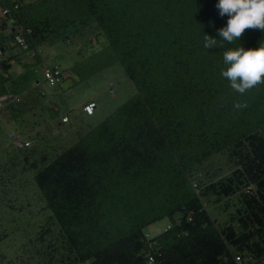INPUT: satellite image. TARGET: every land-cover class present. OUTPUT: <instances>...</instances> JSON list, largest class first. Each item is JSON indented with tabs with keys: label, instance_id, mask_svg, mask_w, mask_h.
<instances>
[{
	"label": "trees",
	"instance_id": "1",
	"mask_svg": "<svg viewBox=\"0 0 264 264\" xmlns=\"http://www.w3.org/2000/svg\"><path fill=\"white\" fill-rule=\"evenodd\" d=\"M13 1L16 23L0 21L5 103L14 108L37 99L42 46L53 37L68 42L69 28L104 35L107 45L60 69L63 79L85 80L120 63L137 93L77 131L70 145L61 141L53 159L44 152L46 163L35 174L43 200L9 174L11 159L36 165L31 154H11L9 167L0 164V245L8 236L3 218L36 220L24 232L29 240L19 232L27 253L9 258L0 251V264H148L149 254L154 264H233L234 253L264 256V84L241 95L220 75L224 52L260 47L264 31L222 41L217 30L228 17L219 16L218 0H0V6ZM14 25L26 49L16 43ZM205 34L217 47H204ZM13 42L19 52L10 49ZM220 170L228 172L216 177ZM199 172L197 192L191 176ZM221 199L225 208L238 206L222 226L206 208ZM166 217L170 228L149 238L145 228Z\"/></svg>",
	"mask_w": 264,
	"mask_h": 264
},
{
	"label": "rangeland",
	"instance_id": "2",
	"mask_svg": "<svg viewBox=\"0 0 264 264\" xmlns=\"http://www.w3.org/2000/svg\"><path fill=\"white\" fill-rule=\"evenodd\" d=\"M68 33L72 38L68 42L61 37H53L52 40L42 46V61L37 63L35 67L38 80L37 99H34L33 102L14 103V108H12V104L5 103L0 108V164L9 167L8 164L4 163L9 161L11 154H24V156L31 154L34 157V159L31 157L36 162L34 166H27L25 160L16 161L11 159L13 173L10 170L9 174L14 176V179L16 177V185L22 183L20 189L23 188L24 192L29 191L35 201H38V198H40V201L43 200L37 192L35 174L46 163L43 160L44 152L48 153V156L50 155V160L53 159L61 141L70 145L75 140L77 131L99 124L137 93L134 83L126 76L124 67L120 63L104 69L91 78L85 80L62 79L59 85L51 86L44 75L46 67L59 66L63 71L68 65L81 60L83 55L107 45V39L104 35L102 37L93 34L90 36L88 33L91 32L81 33L76 28H69ZM10 49L14 52L20 50L14 42L11 44ZM79 51H82V54ZM7 54L9 55V51ZM13 63L16 72L22 71V67L17 62L13 61ZM91 100H95L97 107L94 115L88 116L84 112V107L92 102ZM54 108L58 110L57 113L60 116L58 118L60 122L58 123V119H53L51 115ZM64 116L69 117L70 122H62ZM11 118H14V120ZM13 134L20 137L23 144L30 141L31 146H18L15 143ZM215 167L217 168V166ZM212 170L213 168H211ZM217 170L218 168L214 172ZM227 172L228 170H220L215 176L221 177ZM203 173V178H205V171ZM21 192L23 191L20 190L18 193ZM6 200L3 199L2 202ZM224 203H226V199H221L219 203L206 202V208L210 215L221 226L228 221V218L238 207L232 204L225 208ZM40 208L38 207V209ZM43 216L39 214L37 218ZM177 217L178 215H176ZM35 221L26 217L11 221H8V218H3L2 229L7 231L8 236L2 240L0 251L6 253L9 258L27 253L25 245H21L20 240L22 237L19 232H27V227L34 224ZM171 223L169 217L156 221L145 228L146 235L149 238L159 235ZM24 235L27 237L28 234L24 233ZM24 239L29 240L30 237Z\"/></svg>",
	"mask_w": 264,
	"mask_h": 264
},
{
	"label": "clouds",
	"instance_id": "3",
	"mask_svg": "<svg viewBox=\"0 0 264 264\" xmlns=\"http://www.w3.org/2000/svg\"><path fill=\"white\" fill-rule=\"evenodd\" d=\"M215 7L221 18L228 17L226 26L217 30V35L224 42L231 44L248 30L264 31V0H218ZM204 47H217V39L205 34ZM223 61L227 68L221 70L220 75L229 81L233 91L243 95L257 85L264 84V44L254 49H229L224 52ZM246 106L234 104L237 109Z\"/></svg>",
	"mask_w": 264,
	"mask_h": 264
},
{
	"label": "built area",
	"instance_id": "4",
	"mask_svg": "<svg viewBox=\"0 0 264 264\" xmlns=\"http://www.w3.org/2000/svg\"><path fill=\"white\" fill-rule=\"evenodd\" d=\"M18 8H19V5L16 1H13L11 5L0 6V21L11 19L10 22H12L13 24L16 23V20L12 19L11 17L13 16L14 11L17 10ZM13 29L18 31V33L15 36L16 43L23 49H26L29 45L26 39V36L24 35V33L21 32V29L18 27V25H14ZM44 75H45L46 80L49 82L51 86L59 85L63 79L62 71L60 70L58 66L46 67L44 69ZM7 98H8L7 96L0 97V107L4 105ZM96 107H97V104L94 101H92L85 105L84 111L92 115ZM63 121L67 122L68 117L64 116ZM13 138L15 139V143L20 147H29L32 144L30 141H26L23 144L20 137H16L14 134H13ZM201 176H202V173L200 172L197 174H193L191 176L192 185L197 192H199L200 190ZM192 219H193L192 213H189L188 220L192 221ZM228 260L229 258H227L226 261L228 262ZM232 260H233V264H264V256L257 258L249 254L234 253L232 256ZM154 263H155V256L153 254H149L148 264H154Z\"/></svg>",
	"mask_w": 264,
	"mask_h": 264
},
{
	"label": "crops",
	"instance_id": "5",
	"mask_svg": "<svg viewBox=\"0 0 264 264\" xmlns=\"http://www.w3.org/2000/svg\"><path fill=\"white\" fill-rule=\"evenodd\" d=\"M91 101H95V100H91ZM86 113V112H85ZM95 113V112H94ZM87 114V113H86ZM88 116H92V115H94V114H92V115H89V114H87Z\"/></svg>",
	"mask_w": 264,
	"mask_h": 264
},
{
	"label": "bare ground",
	"instance_id": "6",
	"mask_svg": "<svg viewBox=\"0 0 264 264\" xmlns=\"http://www.w3.org/2000/svg\"><path fill=\"white\" fill-rule=\"evenodd\" d=\"M245 254V253H244ZM227 264V263H226Z\"/></svg>",
	"mask_w": 264,
	"mask_h": 264
}]
</instances>
